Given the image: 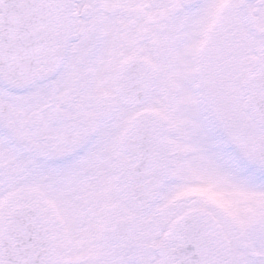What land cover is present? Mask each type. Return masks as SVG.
<instances>
[{
    "label": "snow or ice",
    "instance_id": "obj_1",
    "mask_svg": "<svg viewBox=\"0 0 264 264\" xmlns=\"http://www.w3.org/2000/svg\"><path fill=\"white\" fill-rule=\"evenodd\" d=\"M0 264H264V0H0Z\"/></svg>",
    "mask_w": 264,
    "mask_h": 264
}]
</instances>
